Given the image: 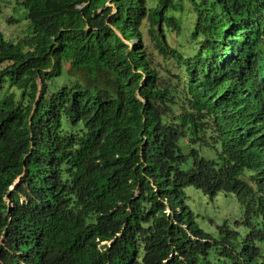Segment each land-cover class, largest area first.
<instances>
[{"label": "trees", "instance_id": "16d2710c", "mask_svg": "<svg viewBox=\"0 0 264 264\" xmlns=\"http://www.w3.org/2000/svg\"><path fill=\"white\" fill-rule=\"evenodd\" d=\"M15 1L0 264H264V0ZM190 187L241 216L205 229Z\"/></svg>", "mask_w": 264, "mask_h": 264}, {"label": "rangeland", "instance_id": "374dc122", "mask_svg": "<svg viewBox=\"0 0 264 264\" xmlns=\"http://www.w3.org/2000/svg\"><path fill=\"white\" fill-rule=\"evenodd\" d=\"M12 6L6 4L3 0L0 4V30L6 39L8 37H13L19 39L18 37H23L25 34H30L31 21L25 18L27 9L20 4H16L15 0H10ZM9 3V2H8ZM108 4H111L109 2ZM7 15H14L21 19L19 23H8L6 20ZM27 31H26V26ZM136 41H131V45ZM9 83L2 89H0V105L9 92ZM190 194V199L194 203V207L197 212L201 215L199 219L200 224L208 230L215 229L218 224H222L223 220L235 221L242 214V207L238 199L233 195V193L221 194L215 198H210L204 195L199 190L194 187L188 189Z\"/></svg>", "mask_w": 264, "mask_h": 264}, {"label": "clouds", "instance_id": "9594fccd", "mask_svg": "<svg viewBox=\"0 0 264 264\" xmlns=\"http://www.w3.org/2000/svg\"><path fill=\"white\" fill-rule=\"evenodd\" d=\"M3 0H0V4H1V2H2ZM6 2V4H10V2L8 1V0H5ZM9 2V3H8ZM16 2V4H19V3H17V1H15ZM11 5V4H10ZM12 6V5H11ZM7 16H11V15H7ZM14 16V15H13ZM26 26V25H25ZM237 27H245V28H247V30H245L244 31V33L243 34H240L239 35V37H238V39H237V41H236V44L233 46V49L235 50L237 47H238V45H239V43H240V41H242L243 40V38H244V35H245V33L247 32V31H253V25L252 24H247L245 21H243V22H241ZM232 36V35H231ZM231 36H229V38L231 37ZM19 38V37H18ZM228 65H232V64H229L228 63ZM206 66H209V65H206ZM218 66L220 67L221 65H219L218 64ZM218 67V68H219ZM209 69V68H208ZM213 70H211V71H209L208 70V72L207 73H210V72H212ZM17 182H19V178L16 180V183ZM16 186H15V184L13 185V187H11L12 188V190H13V188H15ZM9 200V199H8ZM10 201V200H9ZM10 204H11V202H10Z\"/></svg>", "mask_w": 264, "mask_h": 264}]
</instances>
